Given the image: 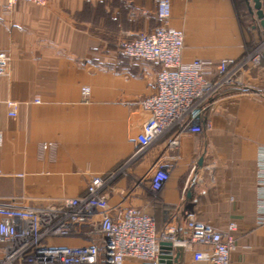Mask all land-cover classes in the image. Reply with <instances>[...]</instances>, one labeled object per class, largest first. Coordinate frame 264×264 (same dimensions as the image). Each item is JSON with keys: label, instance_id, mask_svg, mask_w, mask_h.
<instances>
[{"label": "crops", "instance_id": "obj_1", "mask_svg": "<svg viewBox=\"0 0 264 264\" xmlns=\"http://www.w3.org/2000/svg\"><path fill=\"white\" fill-rule=\"evenodd\" d=\"M252 4L171 0L168 24L184 35L183 62L244 56L262 36ZM242 13L254 23H242ZM159 24L157 0H0V52L10 56L0 76L1 204L42 205L83 194L91 175L109 173L136 151L149 118L139 103L155 93L160 66L125 56L119 43ZM242 81L216 99L202 133L183 134L179 147H171L172 129L150 145L113 182L110 204L140 207L159 228L174 221L183 237L189 217L219 231L235 224L230 264H264L257 201L264 57ZM9 100L18 103L15 116ZM157 163L170 169V178L155 192L150 178ZM176 253L180 264H195L192 251ZM126 264L149 263L129 258Z\"/></svg>", "mask_w": 264, "mask_h": 264}, {"label": "built area", "instance_id": "obj_2", "mask_svg": "<svg viewBox=\"0 0 264 264\" xmlns=\"http://www.w3.org/2000/svg\"><path fill=\"white\" fill-rule=\"evenodd\" d=\"M20 0H7L13 5ZM46 5L48 0H24ZM262 9L264 12V0ZM171 0H157L160 24L150 32L124 38L119 49L125 56L153 61L160 66L157 89L140 101L149 113L137 137L136 151L107 174H94L83 194L52 199L42 205L0 203V264H126L134 258L149 264L174 260V250L192 251L195 264H230L236 245V225L225 230L187 221L188 236L179 235L178 226L170 221L158 227L156 218L140 207L114 208L110 204L113 182L128 173L136 160L157 139L172 129L175 136L169 146L179 147L183 134H199L208 126L207 111L229 89L242 86L245 70L261 63L264 57L262 36L240 58H223L218 63L195 59L182 60L184 35L168 24ZM10 56L0 52V76L6 74ZM85 96L89 87H83ZM10 115L17 114L18 103L7 101ZM257 183L258 221L264 223V151L260 153ZM91 174L90 170L86 171ZM170 178V169L157 163L150 178L153 191L161 190ZM64 238H84L86 244L60 242ZM170 243L173 251L162 250ZM204 246V247H199ZM164 252L165 256H163Z\"/></svg>", "mask_w": 264, "mask_h": 264}, {"label": "water", "instance_id": "obj_3", "mask_svg": "<svg viewBox=\"0 0 264 264\" xmlns=\"http://www.w3.org/2000/svg\"><path fill=\"white\" fill-rule=\"evenodd\" d=\"M252 1V6H251V11L256 13L257 18L260 20L261 24L264 25V12L262 9V2L261 0H251ZM169 249L173 251V248L170 243H162V250L164 249ZM163 256H165L164 252H162ZM162 264H180V253H176V256L174 260H162Z\"/></svg>", "mask_w": 264, "mask_h": 264}, {"label": "rangeland", "instance_id": "obj_4", "mask_svg": "<svg viewBox=\"0 0 264 264\" xmlns=\"http://www.w3.org/2000/svg\"><path fill=\"white\" fill-rule=\"evenodd\" d=\"M240 16H241V15H240ZM241 18H242V19H241V22H242V23L244 22V23L246 24V23H247L246 21H249V25H252V24L254 23V22H252L250 19H247V18H246V15H245L244 13H242Z\"/></svg>", "mask_w": 264, "mask_h": 264}]
</instances>
